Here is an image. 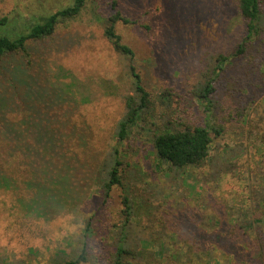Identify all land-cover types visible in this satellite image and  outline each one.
Here are the masks:
<instances>
[{
  "label": "rangeland",
  "instance_id": "rangeland-1",
  "mask_svg": "<svg viewBox=\"0 0 264 264\" xmlns=\"http://www.w3.org/2000/svg\"><path fill=\"white\" fill-rule=\"evenodd\" d=\"M74 1L0 0V19L15 17L22 24L34 25L72 6ZM96 1L106 15L111 13L105 0H89V5L78 17L58 25L52 38L30 45L31 65L20 55L10 56L0 76V93L5 92L9 99L4 114L15 123L12 125L21 129L16 135L20 131L31 132L45 117L52 119V96L59 95L65 100L61 114L65 119L68 150L78 154L81 160L92 162L99 171L87 202L69 203L66 210L55 212L52 217V205L44 209L38 198L45 194L41 187L52 184L50 178L41 179L47 165L37 155L34 161L29 160L27 153L17 146L19 140L11 138L13 149L24 152L28 160L29 172L26 168L19 182V196L34 207L22 209L16 195L0 190V264H51L56 250H67L69 245L81 246L77 239L81 238L86 220L91 216H95V223L88 250L93 256H101L109 228L120 222L119 212L125 194L133 201L136 216L131 232L139 244V238L153 240V234L164 231L172 234L173 228L167 225L169 220L178 225H190L188 212L205 215L200 224L195 220L198 219L196 214L191 221L192 229L202 233L199 227H203L207 241L216 243L220 226L211 225L209 221L210 214L216 212L212 197L225 204L228 212L236 208L229 193L242 192L238 184L240 178L248 187L247 200L254 198L249 193L251 188L264 190V155L261 152L264 149V112L260 114L263 120L256 113L252 115L255 126L237 125L234 120L232 125L230 121L242 112L251 116L255 109V105H251L253 95L246 96V80L250 74L246 68L254 62L260 63L248 57L233 59V68L219 80L217 95L208 111L207 104L193 95L206 80L204 74L211 73L215 57L230 56L245 37L236 0H117L123 14L137 22L119 24L117 30L135 53L133 65L145 88L157 101L163 92L171 90L173 93L166 110L159 109L162 116L177 126L181 123L206 124V118L213 125L222 124L225 131L222 136L213 137L212 156L219 153L221 159L231 161L236 168L235 175H227L219 187L216 182L204 180L213 172L211 166L190 170L185 178L174 180L166 171L156 168L157 160L152 152L153 129L142 125L119 145L123 153L122 185L115 187L110 198L104 201L100 189L104 173L100 172V163L118 145L115 127L125 114L124 98L131 90L132 79L128 58L118 54L104 37L101 16L94 14ZM172 42L174 47H171ZM260 70L264 74V64ZM250 86L253 90L254 85ZM33 131L36 135V130ZM21 146L24 148L23 144ZM30 180L33 182L29 184ZM174 222L171 223L173 227L176 226ZM188 237L182 233V237L177 235L175 240L168 236H163L162 240L168 244L176 242L185 248L193 244Z\"/></svg>",
  "mask_w": 264,
  "mask_h": 264
},
{
  "label": "trees",
  "instance_id": "trees-1",
  "mask_svg": "<svg viewBox=\"0 0 264 264\" xmlns=\"http://www.w3.org/2000/svg\"><path fill=\"white\" fill-rule=\"evenodd\" d=\"M88 1L75 0L72 6L44 17L34 25L22 24L15 17L1 18L0 76L4 74L7 68L6 62L10 56L20 55L26 60L27 65H31L30 45L52 38L58 25L78 17L89 5ZM105 1L111 13L106 15L96 1V6L93 7L94 14L101 16L104 37L113 49L128 58V72L132 83L130 92L124 98L125 114L115 127V139L118 145L113 147L107 153V158L100 163V172L104 173L100 185L104 201L110 198L115 187L122 185L123 153L119 145L125 143L131 137L133 130L142 125L153 129L152 152L157 160L156 168L159 171H166L170 178L176 180L179 177L188 176L190 170H201L211 166L213 172L209 173L204 180L206 183L216 182L219 187L225 177H228L227 175H235L236 168V164L221 159L219 153L212 156L213 137L222 136L225 131L224 126L213 125L208 118H206V124L189 126L181 123L177 126L169 118L162 116L163 113L159 109L166 110L173 93L167 90L157 101L147 91L141 75L133 65L135 53L124 43L117 30L119 24L131 25L137 22H133L131 18L123 14L117 0ZM236 3L239 18L244 24L245 37L230 56L220 54L215 57V66L211 69V73L204 74V77L205 75L207 77L206 80L195 89L193 95L202 104H207L206 111L210 110L218 92L219 80L224 73L233 68L232 60L245 57L250 58L252 62L257 60L260 64L254 62L253 65L250 64V68L245 67L250 73L249 79L246 80L248 83L246 96L253 95L251 105H255V109L251 112V116L250 113L244 115L242 112L231 116L230 119L232 125L234 120L237 125L252 126L254 125L252 115L256 113L263 120L260 114L264 112V74L260 70L264 64V0H236ZM174 46L172 42L171 47ZM253 68H256L255 71ZM16 78H19V75ZM254 80L256 84H253ZM250 85H254L253 90ZM8 101L5 92L0 93V190L16 195L22 209L32 210L34 207V205L29 206L19 196V182L23 180L26 168L28 170V160L22 152L25 151L29 160L34 161L37 155L47 165L42 170L44 175L41 179L50 178L52 184L41 187L45 194L38 198L42 200L44 209H47L49 204L52 205V217L55 212L66 210L69 203L77 205L83 201L87 202L90 197L89 191L99 178V171L92 162L81 160L78 154L68 150L65 119L61 114V107L64 106L65 100L59 95L52 96V119L45 117L43 122H39L33 129L36 130V135L33 130L25 133L20 131L16 135V131L21 129L12 125L13 122L4 114ZM14 137L19 140L17 146L19 145L22 151L16 152L17 148L13 149L11 138ZM22 144L25 149L21 148ZM261 152L264 155V149ZM243 181L245 180L240 178L238 182L242 192L229 193L236 208H231L228 212L225 211L227 206L217 202L210 194L212 207L216 206V212L210 214L209 221L211 225L220 226L216 233L218 237L216 243L207 241L205 237L207 232L203 227H199L202 233L198 231L196 233L192 229L191 221H194L196 214L198 219L195 220L200 224L205 215L202 217L200 212H188L187 220L190 225H178L168 218L167 225L174 230L172 234L164 231L165 227H163L164 232L151 236L153 240L139 238V244L131 232L136 216V212H133V201L125 194L122 196V209L119 212L120 222L114 223L111 228L107 227L109 231L103 240L104 252L101 256H93L88 250V240L93 235L95 223L93 219L95 216H91L86 220L81 238L77 239V243L81 246L76 248L69 245L70 248L67 250H56L52 255L51 264H264V190L251 188L249 193L253 194L254 198L247 200L248 196L245 195L248 194V187ZM32 182L30 180L28 183ZM179 213L176 215L178 216ZM175 219L176 217H173V220ZM172 222L176 225L175 227L172 226ZM160 224L163 225V218L160 219ZM182 233L189 236L188 240L192 241V245L187 244L185 248H182L176 242L168 244L162 240L163 236L175 240L177 235L182 237Z\"/></svg>",
  "mask_w": 264,
  "mask_h": 264
}]
</instances>
